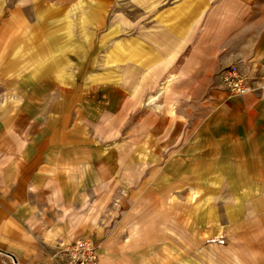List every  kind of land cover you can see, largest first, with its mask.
Masks as SVG:
<instances>
[{"label":"crops","instance_id":"crops-1","mask_svg":"<svg viewBox=\"0 0 264 264\" xmlns=\"http://www.w3.org/2000/svg\"><path fill=\"white\" fill-rule=\"evenodd\" d=\"M203 1L210 8L194 36L209 40L203 56L168 69L177 77L171 97L145 100L156 113H139L135 126L125 86L69 85L26 11L7 10L0 264H64L63 240L80 226L62 220L89 207L96 222L87 231L99 228L101 215L114 216L100 238L87 239L97 264H264V0ZM95 17L91 9L84 19ZM232 64L250 77L245 96L230 95L217 79Z\"/></svg>","mask_w":264,"mask_h":264},{"label":"rangeland","instance_id":"rangeland-1","mask_svg":"<svg viewBox=\"0 0 264 264\" xmlns=\"http://www.w3.org/2000/svg\"><path fill=\"white\" fill-rule=\"evenodd\" d=\"M203 2L0 0V5H4L0 25L6 20L8 9L13 6L23 8L31 18V28L37 35L34 38L42 49L45 46L47 52L43 51L51 58L48 59L54 62L60 57L61 79L67 80L69 85H74L75 80H84L85 84L110 80L121 88L125 86L133 97L132 124L135 126L139 124V113L146 112L145 110L156 113V108L151 105L144 106L145 100L149 102L160 95L153 103L161 105L165 97H171L170 84L177 77H171L170 73L174 71L168 69L172 65L176 68L175 64L191 62L196 52L198 58L203 56L204 46H207L209 40L194 37L202 27L206 10L210 8L199 5ZM91 9L96 10L95 20L86 22L84 18ZM174 10L176 12L173 16ZM195 10L200 11V16L193 17L188 23L190 14ZM215 57L218 56H212V59ZM127 66L129 67L125 70ZM68 89L71 87L68 86ZM146 91L149 92L148 95ZM171 106L170 104L167 109ZM138 137L137 134L131 136L128 145L132 150ZM132 162L134 164L133 158ZM117 201L119 200H113L114 204ZM94 209H85L84 215L80 217L70 214L63 218L62 221H70L80 226V230L77 229L69 240L96 241L104 234L114 216L107 213L101 215L99 228L87 231L86 224H91L90 220L96 222L95 215H92ZM105 209L107 210V206ZM72 241L64 238L63 245Z\"/></svg>","mask_w":264,"mask_h":264},{"label":"built area","instance_id":"built-area-1","mask_svg":"<svg viewBox=\"0 0 264 264\" xmlns=\"http://www.w3.org/2000/svg\"><path fill=\"white\" fill-rule=\"evenodd\" d=\"M217 78L232 96H245L251 91L250 77L238 65L232 64L221 69ZM62 257L64 264H97L99 260L95 243L87 239L63 245Z\"/></svg>","mask_w":264,"mask_h":264}]
</instances>
